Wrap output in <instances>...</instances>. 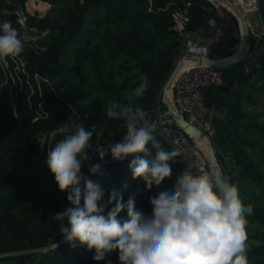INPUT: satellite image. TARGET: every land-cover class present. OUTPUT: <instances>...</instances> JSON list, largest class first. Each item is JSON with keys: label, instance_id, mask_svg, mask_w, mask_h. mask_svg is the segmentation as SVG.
<instances>
[{"label": "trees", "instance_id": "obj_1", "mask_svg": "<svg viewBox=\"0 0 264 264\" xmlns=\"http://www.w3.org/2000/svg\"><path fill=\"white\" fill-rule=\"evenodd\" d=\"M25 1L0 0V22L10 21L18 31L24 45L19 56L25 58L24 65L12 57H7L6 68L0 64V253L54 247L4 257L0 264H107L108 260L119 264L118 252L96 261L95 249L88 250L79 241L65 242L59 221L50 218L69 204L45 164L52 145L66 133H55L48 146L49 135L66 128V108L71 105L82 126L93 131L92 147L120 142L126 133L124 121L107 117L103 110L110 101H119L147 114L153 111L180 51L177 26L191 33L207 28L216 9L209 0H61L59 12L51 18L43 4L48 0H37L39 16L27 10ZM29 4L33 6L32 0ZM18 11L26 14L27 26L49 29L43 46L21 37ZM259 12L264 23V0H259ZM249 44L248 56L226 69L223 84L203 87L202 93L206 105L218 112L213 141L226 179L238 188L243 203L253 206V214L246 217L251 242L246 264H264V37L251 34ZM145 76L148 87L136 97L133 90ZM11 88L16 94L14 107ZM42 133L47 137L44 145L38 141ZM153 134L165 150L174 148L156 130ZM147 147L154 158L155 150ZM89 157L92 163L100 161L97 152ZM133 158L118 162L109 154L99 173L92 174L86 162L81 171L104 190L103 202L115 189L125 202L135 196L137 207L148 215L149 197L171 189L183 169L193 171L181 154L169 162L172 176L147 190L142 179L132 178ZM120 215L126 218V212Z\"/></svg>", "mask_w": 264, "mask_h": 264}, {"label": "clouds", "instance_id": "obj_2", "mask_svg": "<svg viewBox=\"0 0 264 264\" xmlns=\"http://www.w3.org/2000/svg\"><path fill=\"white\" fill-rule=\"evenodd\" d=\"M23 51L11 22H0V57L19 56ZM141 79L132 93L136 97H142L148 87L147 77ZM103 111L109 118L123 120L126 133L120 142L96 146L100 160L109 154L118 162L134 157L129 165L133 180L142 179L147 190L161 186L172 176L169 162H175L181 150L162 147L141 107L110 101ZM71 123L69 134L52 145L45 161L58 190L67 194L69 206L50 216L59 221L65 242L79 241L88 250L95 249L96 261L118 252L119 264H246V217L253 214V206L245 205L238 188L219 172L183 169L171 189L149 197L150 215L137 207L135 196L125 202L115 189L105 203L104 190L81 171L90 159L86 150L92 148L93 131ZM148 145L155 150L154 158ZM100 168L93 164L90 172L97 174ZM106 208L110 210L105 214Z\"/></svg>", "mask_w": 264, "mask_h": 264}, {"label": "built area", "instance_id": "obj_3", "mask_svg": "<svg viewBox=\"0 0 264 264\" xmlns=\"http://www.w3.org/2000/svg\"><path fill=\"white\" fill-rule=\"evenodd\" d=\"M216 9V13L207 22V28L210 31V40L204 43L200 40V29L194 33L183 32L181 25L177 29L182 35V43L178 58L183 61L190 60L191 63L183 69L180 68L176 74L170 90L169 100L172 103L174 110L177 114H182L188 124L194 126L203 132L201 139L190 138L184 130L173 123V118L163 114L165 106L158 103L153 110L152 115H147L148 122L158 118V125L156 132L165 137L169 144L181 150V153L191 166L193 172L200 170L206 171L207 164V151L206 146L210 140L214 145L213 137L216 132L213 118L218 114L214 108L206 105L202 88L206 86H220L224 82L225 68L218 67L217 65H202L191 57H213L219 61L227 59L232 54L239 50V41L235 39L234 32L235 24L238 25L240 31V16L245 20L249 32L253 33L258 38L264 37V23L261 19L259 12V0H209ZM186 4H189L187 2ZM258 15V23L251 20V17ZM240 15V16H239ZM17 21L22 28L23 32L21 37L31 45L35 44L32 35L36 38H45L49 35V29H39L36 26H27L26 14L22 11L17 12ZM258 28L255 29L257 24ZM29 34V35H28ZM32 34V35H30ZM18 58L21 65H24L23 56H15L12 59ZM0 64L3 67L8 66L7 58L0 57ZM37 79L41 77L37 74ZM0 91V102H1ZM16 94L10 91V103L15 106ZM40 114V113H38ZM66 128L72 121L78 122L83 125L79 114L71 106L66 108ZM38 116L34 118L37 119ZM65 128V129H66ZM71 130V129H70ZM46 134H40L38 141L41 145L46 143ZM203 142V144H202ZM88 151L90 154L96 153V147ZM246 249L251 246L250 241H246Z\"/></svg>", "mask_w": 264, "mask_h": 264}, {"label": "water", "instance_id": "obj_4", "mask_svg": "<svg viewBox=\"0 0 264 264\" xmlns=\"http://www.w3.org/2000/svg\"><path fill=\"white\" fill-rule=\"evenodd\" d=\"M240 16V15H239ZM241 21H240V40H242V45L241 48L231 56H229L227 59L223 61H219L213 57H191L193 60H196L199 64L202 65H217L218 67L225 68L227 69L231 64L238 62L245 57L248 56V50H249V39H250V33L248 30V27L246 26L245 20L243 19L242 16H240ZM183 59L182 58H176L171 70L169 71L166 79L164 80L162 87L158 93V103H162L165 106V109L163 110V114L170 116L173 118V123H176L179 125L184 132L190 137V138H195V139H201L203 136V132L200 131L199 129L195 128L194 126L190 125L187 123V121L184 119V116L182 114H177L174 110V107L172 103L169 100V90L171 87V84L176 76V74L179 72L181 66H182ZM153 125L154 131L156 130V127L158 125V118L153 119L150 122ZM70 129H72V124L68 126ZM64 128L57 129L55 131H52L49 135L48 139V146L50 145V142L52 140V137L54 136L55 133L62 131ZM87 155H88V150ZM206 151H207V164H208V169L209 172H219L218 168V157L216 154V150L212 142L209 140L206 146ZM107 160H100L97 163L100 164L101 166L106 162ZM88 166H92L93 164L97 163H92L90 159L85 160ZM221 174V173H220ZM222 176V175H221ZM223 177V176H222ZM224 178V177H223ZM54 245L52 246H40L36 248H26V249H21V250H14V251H8V252H1L0 253V259L4 257H12V256H17V255H22V254H29V253H38V252H44L46 250H49L53 248Z\"/></svg>", "mask_w": 264, "mask_h": 264}, {"label": "rangeland", "instance_id": "obj_5", "mask_svg": "<svg viewBox=\"0 0 264 264\" xmlns=\"http://www.w3.org/2000/svg\"><path fill=\"white\" fill-rule=\"evenodd\" d=\"M46 2V1H45ZM32 3H33V8L31 7V5L29 4V0H26L25 1V6H26V8H27V10L29 11V12H31V13H33V14H35V15H37V16H39L40 15V10L37 8L38 7V5H39V3L37 2V0H32ZM44 5H46L47 6V10H46V12L45 13H48V15H49V17H51V18H53V17H56V15H57V13L59 12V10H60V8H61V0H48L46 3H43ZM257 18H258V15L256 14V15H254V16H252L251 17V20L253 21V22H257L258 23V20H257ZM256 23V24H257ZM259 27V25L257 24L256 26H255V29L256 28H258ZM234 32H235V34H236V37H235V39L237 40V41H240V34H239V29H238V25L237 24H235V29H234ZM250 33V35L252 34V35H254L253 33H251V32H249ZM29 35V34H28ZM30 35H32V34H30ZM32 37H33V39H31V40H34V42H35V44H38L39 46H43L44 44H45V41H46V39L47 38H36V37H34V35H32ZM11 90H12V88H11ZM13 91V90H12ZM151 113V114H150ZM150 113H148V114H150V116L152 115V113H153V111H151ZM64 131H65V133H66V135L67 134H69V129H63ZM65 135V136H66ZM64 136V137H65ZM89 157V156H88ZM90 158V157H89ZM227 160L229 161V158H227ZM218 168H219V171H220V173H221V175L224 177V178H226V175L224 174V171H223V168H222V165L219 163V161H218ZM207 172H209V169H207ZM195 173V172H194ZM66 207H68V205L66 204ZM65 207V208H66ZM67 225V224H66Z\"/></svg>", "mask_w": 264, "mask_h": 264}, {"label": "crops", "instance_id": "obj_6", "mask_svg": "<svg viewBox=\"0 0 264 264\" xmlns=\"http://www.w3.org/2000/svg\"><path fill=\"white\" fill-rule=\"evenodd\" d=\"M198 35L200 37V40L204 43H207L210 40V31L208 30V28H201Z\"/></svg>", "mask_w": 264, "mask_h": 264}, {"label": "bare ground", "instance_id": "obj_7", "mask_svg": "<svg viewBox=\"0 0 264 264\" xmlns=\"http://www.w3.org/2000/svg\"><path fill=\"white\" fill-rule=\"evenodd\" d=\"M242 45V40L239 41V49L241 48ZM191 61L190 60H185L182 62V66L181 69H183L184 67H187L188 65H190ZM203 144V142H202Z\"/></svg>", "mask_w": 264, "mask_h": 264}]
</instances>
